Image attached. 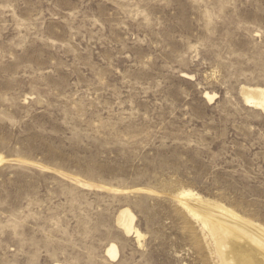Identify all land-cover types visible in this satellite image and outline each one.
Returning a JSON list of instances; mask_svg holds the SVG:
<instances>
[{
  "label": "rangeland",
  "instance_id": "rangeland-1",
  "mask_svg": "<svg viewBox=\"0 0 264 264\" xmlns=\"http://www.w3.org/2000/svg\"><path fill=\"white\" fill-rule=\"evenodd\" d=\"M246 86L264 0H0V264H214L179 193L264 227Z\"/></svg>",
  "mask_w": 264,
  "mask_h": 264
},
{
  "label": "bare ground",
  "instance_id": "bare-ground-1",
  "mask_svg": "<svg viewBox=\"0 0 264 264\" xmlns=\"http://www.w3.org/2000/svg\"><path fill=\"white\" fill-rule=\"evenodd\" d=\"M241 91L245 104L264 115V87L246 86ZM206 97L214 99L209 94ZM5 162L6 159L0 155V166ZM179 196L192 201L191 205L184 200L180 203L201 227L214 264H264L263 226L222 204L205 200L193 190H182ZM135 220L129 208H124L119 211L116 224L141 244L144 235L135 227ZM106 251L109 258L118 260L119 250L115 244H111Z\"/></svg>",
  "mask_w": 264,
  "mask_h": 264
}]
</instances>
